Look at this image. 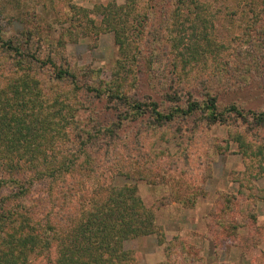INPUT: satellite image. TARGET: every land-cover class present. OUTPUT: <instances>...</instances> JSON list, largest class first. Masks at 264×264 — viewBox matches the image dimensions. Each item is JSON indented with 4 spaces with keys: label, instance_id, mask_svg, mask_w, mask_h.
Returning <instances> with one entry per match:
<instances>
[{
    "label": "rangeland",
    "instance_id": "obj_1",
    "mask_svg": "<svg viewBox=\"0 0 264 264\" xmlns=\"http://www.w3.org/2000/svg\"><path fill=\"white\" fill-rule=\"evenodd\" d=\"M133 1L0 0L2 37L33 35L34 44L29 45L33 54L37 52L44 60L51 55L58 64L65 63L76 70L77 84L82 87L77 98L80 108L77 117L82 123L95 118L93 124L107 125L116 120V107L124 105L109 99V95L98 97L94 88L102 82L121 83L127 95L141 101L153 100L159 109H166L171 104H184L189 91L200 95L201 88L207 85L201 80L218 76V81L208 87L221 107L235 104L246 112L264 111V0H198L201 3L198 8L191 3L187 5L186 0L180 15H172L168 20L165 19L169 7L161 6L165 0ZM128 2H133L129 8ZM109 4H124L126 11L120 9L123 23L117 31L104 32L99 28L103 26L104 7ZM164 21L171 25L170 35L161 29ZM127 35L135 41L131 49L135 59L123 58L120 66V40ZM5 54L0 51V67L4 72L10 70ZM52 70L46 65L40 72L48 79ZM180 125L191 128L192 118ZM147 127L131 114L115 138H100L96 145H88L87 150L96 160L88 185L94 187L98 181L117 185L128 182L124 176L115 175L116 161L142 163L156 151L166 161L168 173L163 178L167 182L137 183L147 205L163 196H173V204L156 214L167 237L182 235L196 260L204 264H264V200L255 204L256 221L237 212L244 197L232 199V213L221 209L219 200L237 195L240 189L239 181L231 180V174L237 175L246 168L234 142L227 153H218L214 160L211 157L215 144L228 138L227 127L218 123L206 129L199 125L188 147L187 160L173 163L169 159L178 156L179 142L161 137H166L162 133L153 134ZM256 132L264 136V128ZM210 169L212 176L204 185L207 194L199 196L192 208L182 206V200L196 189L194 186ZM254 176L257 186L264 189V171L258 169ZM43 188L41 184L35 185V193L43 192ZM175 195L183 199L177 201ZM214 207L217 215L212 214ZM218 233L223 235L218 237ZM126 246L140 252L141 264H160L165 259V246L158 243L156 235L129 240Z\"/></svg>",
    "mask_w": 264,
    "mask_h": 264
},
{
    "label": "trees",
    "instance_id": "obj_2",
    "mask_svg": "<svg viewBox=\"0 0 264 264\" xmlns=\"http://www.w3.org/2000/svg\"><path fill=\"white\" fill-rule=\"evenodd\" d=\"M185 1H162V9L169 7L165 20L180 15ZM133 2L126 6L131 7ZM190 3L197 8L201 5L198 0L186 1ZM145 4L146 10L150 9L149 2ZM123 8L126 11L124 4L105 6L99 29L117 31L123 23ZM161 29L165 35L171 34L168 21ZM3 33L0 24V51L8 54L5 62L10 67L6 73L0 67V264H141L140 252L126 243L148 235H156L158 243L165 246V259L160 264H204L196 260L182 235L168 238L164 225L157 222V210L173 204V196H163L151 205L142 197L138 181L167 182L163 178L168 173L166 161L156 151L142 163L116 161L115 175L124 176L128 182L117 185L98 181L94 187L88 185L96 164L88 145H96L100 138H115L131 114L145 122L151 133H162L166 137H161L179 142L178 156L170 157L171 163L187 160L188 147L199 125L206 129L218 123L225 125L228 138L215 144L211 157L214 160L218 153H227L234 142L246 168L231 174V180L239 181L240 189L237 195L219 200L221 209L232 213V199L244 197L237 212L257 220L255 204L264 200V189L257 186L254 173L264 171V136L256 130L264 128V111L246 112L235 104L221 107L208 87L218 81V76L201 80L207 85L201 88L200 95L189 91L184 104H171L166 109H159L153 100L141 101L127 95L121 83H98L94 89L99 98L109 95V99L124 105L116 107L117 118L107 125L93 124L95 118L82 123L77 117L82 87L77 84L76 70L71 65L58 64L51 55L44 60L37 52L33 54L29 46L34 44L33 35L3 39ZM133 43L130 35L120 40V66L123 58L132 60ZM171 46L178 50L177 45ZM46 65L53 67L48 79L40 72ZM95 78L98 76L91 82ZM86 90L90 88L86 86ZM190 118L191 128L180 125ZM211 176L210 169L191 194L183 200L175 195V199L182 200L184 207H194L198 197L207 194L204 185ZM38 184L44 188L37 195L34 187ZM216 210L214 207L212 214L217 215ZM217 244L222 245L220 240Z\"/></svg>",
    "mask_w": 264,
    "mask_h": 264
}]
</instances>
